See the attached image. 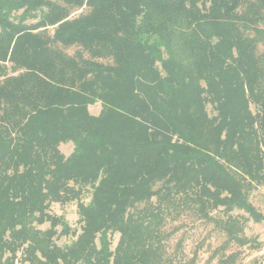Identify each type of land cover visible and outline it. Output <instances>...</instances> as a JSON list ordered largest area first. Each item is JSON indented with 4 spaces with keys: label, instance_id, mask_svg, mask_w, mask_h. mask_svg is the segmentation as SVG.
<instances>
[{
    "label": "trees",
    "instance_id": "1",
    "mask_svg": "<svg viewBox=\"0 0 264 264\" xmlns=\"http://www.w3.org/2000/svg\"><path fill=\"white\" fill-rule=\"evenodd\" d=\"M260 186L264 0H0V264H171L188 213L235 264Z\"/></svg>",
    "mask_w": 264,
    "mask_h": 264
},
{
    "label": "rangeland",
    "instance_id": "2",
    "mask_svg": "<svg viewBox=\"0 0 264 264\" xmlns=\"http://www.w3.org/2000/svg\"><path fill=\"white\" fill-rule=\"evenodd\" d=\"M78 12L73 15L76 16ZM50 33L52 30L50 29ZM263 51L262 46H258L257 53ZM72 54L73 49L67 50ZM210 111V107H207ZM254 111V107L251 106ZM91 114H98L100 111L99 103L89 108ZM60 151L64 156H68L72 151L70 143L60 145ZM89 195L85 194L83 202H87ZM249 200L255 208L264 214V186L257 187L250 195ZM49 213L62 216L71 229L79 232L80 224L76 211V203L65 205L51 204ZM210 214L216 219H224L220 210L212 211ZM233 216L239 215V212L232 213ZM41 230L48 228V224L38 227ZM60 228H58L59 230ZM162 245L164 259L171 261V264H219V255L214 256L213 252L218 249L227 239L214 222H206L191 213L181 216L178 220H166L162 227ZM242 235L249 239L250 243L245 246H239L230 243L227 246L225 254L239 252L235 264H264V223L255 224L248 220L244 224ZM73 240L72 236L61 237L56 242L58 245H65ZM118 241V235L112 237L111 249H114ZM17 264H22L18 262Z\"/></svg>",
    "mask_w": 264,
    "mask_h": 264
}]
</instances>
